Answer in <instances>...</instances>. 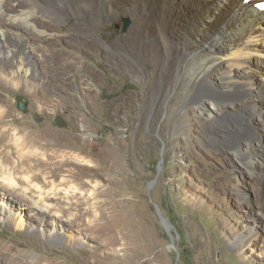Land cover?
Listing matches in <instances>:
<instances>
[{"label":"rangeland","instance_id":"rangeland-1","mask_svg":"<svg viewBox=\"0 0 264 264\" xmlns=\"http://www.w3.org/2000/svg\"><path fill=\"white\" fill-rule=\"evenodd\" d=\"M117 13L101 26L87 24L97 41L89 49L80 47L87 56L62 38L53 40V49L75 51L84 63L67 67L64 61L51 65L29 57L34 71L27 76L0 67V141H9L5 147L0 142L1 165L12 170L20 158L16 149L27 152L31 135L40 140L42 151L70 161L62 168L70 174L67 184L51 177L47 185L30 181L31 172L13 169L30 185L27 197L41 195L40 206L52 212L29 199H12L1 188V245L11 246L22 264H264V100L251 96L227 107L229 116L244 118L255 134L249 146L258 157L248 166L219 138L216 106H201L212 113L208 121L197 106L188 107L194 110L187 118L169 120L183 105L174 74L183 69L182 58L189 52L177 41V30L163 53L136 63L140 73L120 56H104L103 50H109L104 39L124 35L132 25L127 12ZM63 14L62 22L53 23L66 34L76 17ZM154 43L160 47V37ZM256 45L263 55L264 33ZM2 52L10 55L5 45ZM256 59L257 53L245 65L256 70ZM169 62L173 69L164 70L161 84L149 94L157 76L154 66L163 69ZM20 64L19 59L14 70ZM170 76L173 83L167 86ZM208 77L218 88V71ZM253 77L264 89V72L253 71ZM192 82L195 94L198 80ZM83 86L89 87L86 93ZM7 151H12L10 164ZM71 193L74 200L88 197L82 208L91 211L72 223L57 215L62 196Z\"/></svg>","mask_w":264,"mask_h":264},{"label":"bare ground","instance_id":"bare-ground-1","mask_svg":"<svg viewBox=\"0 0 264 264\" xmlns=\"http://www.w3.org/2000/svg\"><path fill=\"white\" fill-rule=\"evenodd\" d=\"M44 1L45 3L42 4L36 0H0V33L5 41L4 44L0 43V67L4 72L10 70L13 76L19 72L27 76L29 71H34V65L29 64V61L31 62L29 57L41 63L49 60L51 65L64 61L67 67H72L76 63H84L78 60L81 58L76 56L75 51L65 52L62 49H53V40L62 38L68 46L75 47L81 55L87 56L85 49L91 48L97 42L96 38L94 39L88 33L90 26H101L103 21L110 20L117 12H127L132 18L130 30L124 35L105 38L104 46H109V50H103L104 56L108 58L120 56L126 63H132L135 73H140L136 63L146 60L147 56L154 57L158 53H163L167 48L170 33L177 30L179 33L177 41L185 46L186 50L189 49V52L182 58L183 69L174 74V77L179 80L178 92L183 95V105L180 107V112L170 114L169 120L177 121L187 118L189 112L194 110V108H188L190 106H197L200 112L207 113L206 121L211 120L209 115L212 113L201 107L208 102L216 106V113H213L218 117L219 122L216 129L225 145L235 151L248 166L258 157V154L249 146L255 134L246 128L244 123L247 121H244L242 117L229 116L227 107H233L237 100L244 101L251 96L255 98L260 96L264 100V89L258 86L260 81H257L256 85L257 82L253 77V71L261 75L264 72V54H258L256 47L261 33H264V11L257 10L252 3H246L243 0ZM65 12L70 17H76L73 22L71 20L68 22L66 34L59 25L56 26L53 23V21L62 22L64 20L62 15ZM150 20L154 21L155 25L146 27V23ZM88 23L90 26L87 25ZM84 35L86 37H83ZM154 37H160V47L154 43ZM143 38H145L144 42ZM11 41H14V44H11ZM193 42L195 45L190 48ZM4 45L7 51H10L8 56L2 55ZM80 47H85V49ZM256 53L260 60L256 59L257 61L253 64L256 70H253L245 65V60L249 61V58ZM19 59L22 64L19 66L21 69L14 70L15 63ZM222 60L224 63L220 66L219 62ZM173 66L172 62H169L168 66L163 69L161 65L154 66L157 76L152 82L149 94L156 92L164 76V70L173 69ZM86 70L87 72L89 70L87 66ZM214 70L218 71V88L208 79V74ZM165 80L167 86L172 85L171 76ZM193 80H198L194 84L195 94H192ZM1 83L0 81V85ZM82 83L84 85V82ZM87 89H89L88 86L82 87L85 93ZM261 108L260 111H263L264 108ZM254 112L257 110L255 109ZM82 127L84 128L81 130L83 133L85 126L82 125ZM31 136L26 137L27 143L31 145L30 149L27 148V152L23 153L22 149L21 151L16 149L20 158L12 165V168L18 172L21 170L31 172L30 181H41L42 184L47 185L57 180L60 184H67L70 174L66 170L62 172V168L68 166L69 156L47 154L38 145L40 140ZM2 141L4 147L9 145V141ZM260 146L263 147V144ZM10 152H5L8 163L12 162ZM13 169L1 165L0 162V189L7 190L12 199L17 197L29 199L27 195L31 193L28 191L31 189L28 187L30 186L28 181L22 177L18 179ZM38 196L36 199H29L31 203L42 211L52 212V208L47 205L40 206L39 203L45 199L41 198V195ZM62 197L60 203L64 205L59 204L58 206L59 218L63 220L66 218V221L72 223L91 212L82 208L83 204L89 202V198L85 195L76 197L75 200L73 199L74 193L65 194ZM6 203L4 201V206L8 207L9 204ZM72 209L75 210L74 213ZM15 224L19 225V222L15 221ZM0 264H22V262L16 260L11 246H3L0 243Z\"/></svg>","mask_w":264,"mask_h":264},{"label":"water","instance_id":"water-1","mask_svg":"<svg viewBox=\"0 0 264 264\" xmlns=\"http://www.w3.org/2000/svg\"><path fill=\"white\" fill-rule=\"evenodd\" d=\"M127 25H128V21H126V22L124 23V28H126ZM18 107H19L21 110L24 109V105H23V101H22V100L19 101V103H18Z\"/></svg>","mask_w":264,"mask_h":264}]
</instances>
